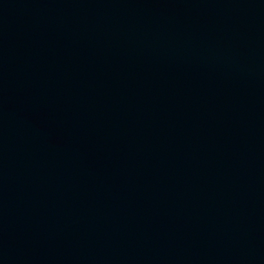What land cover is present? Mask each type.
I'll return each instance as SVG.
<instances>
[{"label":"water","instance_id":"obj_1","mask_svg":"<svg viewBox=\"0 0 264 264\" xmlns=\"http://www.w3.org/2000/svg\"><path fill=\"white\" fill-rule=\"evenodd\" d=\"M0 264H264V0H0Z\"/></svg>","mask_w":264,"mask_h":264}]
</instances>
